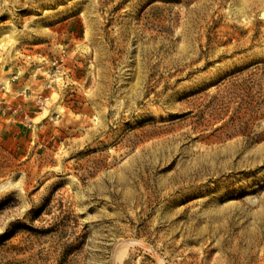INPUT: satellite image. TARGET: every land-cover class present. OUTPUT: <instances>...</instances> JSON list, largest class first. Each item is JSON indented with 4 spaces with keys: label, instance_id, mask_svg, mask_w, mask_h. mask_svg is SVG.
Returning <instances> with one entry per match:
<instances>
[{
    "label": "rangeland",
    "instance_id": "374dc122",
    "mask_svg": "<svg viewBox=\"0 0 264 264\" xmlns=\"http://www.w3.org/2000/svg\"><path fill=\"white\" fill-rule=\"evenodd\" d=\"M0 264H264V0H0Z\"/></svg>",
    "mask_w": 264,
    "mask_h": 264
},
{
    "label": "bare ground",
    "instance_id": "6f19581e",
    "mask_svg": "<svg viewBox=\"0 0 264 264\" xmlns=\"http://www.w3.org/2000/svg\"><path fill=\"white\" fill-rule=\"evenodd\" d=\"M127 248V247H126ZM118 255V254H117Z\"/></svg>",
    "mask_w": 264,
    "mask_h": 264
}]
</instances>
